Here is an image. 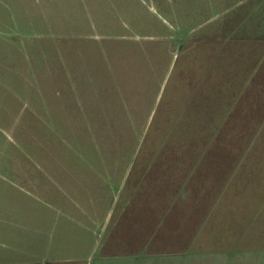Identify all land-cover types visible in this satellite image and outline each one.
<instances>
[{
  "label": "rangeland",
  "instance_id": "rangeland-1",
  "mask_svg": "<svg viewBox=\"0 0 264 264\" xmlns=\"http://www.w3.org/2000/svg\"><path fill=\"white\" fill-rule=\"evenodd\" d=\"M251 39L264 40V0H0V168H23L30 182L21 184L36 194L2 183L0 207L22 202L52 218L56 183L73 182L80 199L88 190L74 216L95 222L87 241L79 231L74 242L104 248L122 202L114 193L125 196L141 167L164 169L167 156L200 149L219 164L244 147L230 140L244 127L253 136L245 156L257 157L238 169L236 203L217 204L188 248H264V206L254 205L264 200L256 189L264 186V122L221 125L222 106L213 107L236 87L264 86L249 75L256 58L241 50Z\"/></svg>",
  "mask_w": 264,
  "mask_h": 264
},
{
  "label": "crops",
  "instance_id": "crops-1",
  "mask_svg": "<svg viewBox=\"0 0 264 264\" xmlns=\"http://www.w3.org/2000/svg\"><path fill=\"white\" fill-rule=\"evenodd\" d=\"M248 42L251 46L244 49L242 47L241 50L247 53V56L253 55L256 58L257 63L250 65L249 75L253 71L251 80L256 78L259 81L264 78V40L251 39ZM253 42L261 43V46L255 47ZM227 45H223L222 49H228ZM239 87H236V90L233 89L231 95L228 86L230 102L213 105L215 110L216 107L222 106L221 120L216 123L225 125L229 117L233 127L252 126L256 121L263 124L264 86H252L253 91L248 90L249 86ZM38 89L37 91H44L43 88ZM219 92L226 94L225 89ZM244 95L246 100L240 102ZM207 117L214 118V114L210 112ZM243 130L244 127L239 137L233 140L230 137V140L243 141V143L246 142L245 145L252 142V134L248 132V129L247 132ZM245 145L237 150L227 148L229 149L227 155L219 158V164L215 158L218 157L217 154L213 157L206 149H200L199 152L192 151L181 155L167 156V154L166 156L171 158L170 166H166V169L150 165L141 167L140 175L126 188L125 196H121V189L114 193L115 197L118 195V201L122 200V202L117 216L112 221L104 248H78L75 244L79 231L87 241L88 234L93 232L91 225L95 223L92 219L80 221L74 216L80 201L84 204L88 201L86 189H84L86 198L80 199L77 196L78 193L72 194L78 184L67 182L63 188L60 182L56 183L60 194L58 196L57 193V196L53 198V206L48 204V207H53L58 213L52 218L44 213L34 215L25 211L28 207L22 205V202L7 207L2 206L0 207V264L46 262L54 264H264V248H188L190 240L187 238L194 236L197 230L200 231L205 224L204 220H207L205 218L217 217L215 215L217 204L223 200L236 203L235 196L240 190L239 178L236 175L238 169L243 164H248L249 161L244 162L246 159L257 157L256 154L245 156L243 151ZM239 153L241 157H245L233 163L230 157L235 159L234 154ZM254 163L262 164L258 160ZM35 168L39 169L41 166L36 165ZM0 169V184L6 183L5 185H9L17 195L36 196L35 192H30L21 184V182L26 184L30 182V178L22 173L23 168ZM5 172L20 175L9 177L2 174ZM262 188L264 186L256 187L257 190ZM65 189L70 191V195L64 193L65 200H61L60 196ZM256 194L253 192V196ZM76 196L77 199H75ZM114 201L115 199L107 206L103 221L105 224L113 219L111 212L114 209ZM254 205L264 206V200L255 202ZM82 212L87 215V211L82 210ZM159 228L166 236V238L162 236L165 239L158 238ZM170 229L172 234L169 236ZM192 231L194 233H191ZM169 237H171L170 240ZM97 249H100L102 254L94 258L93 252Z\"/></svg>",
  "mask_w": 264,
  "mask_h": 264
},
{
  "label": "trees",
  "instance_id": "trees-1",
  "mask_svg": "<svg viewBox=\"0 0 264 264\" xmlns=\"http://www.w3.org/2000/svg\"><path fill=\"white\" fill-rule=\"evenodd\" d=\"M28 264H54V263L46 262V263H28Z\"/></svg>",
  "mask_w": 264,
  "mask_h": 264
}]
</instances>
